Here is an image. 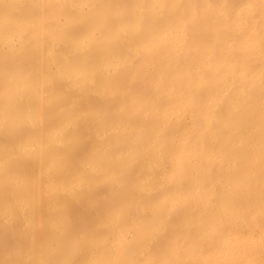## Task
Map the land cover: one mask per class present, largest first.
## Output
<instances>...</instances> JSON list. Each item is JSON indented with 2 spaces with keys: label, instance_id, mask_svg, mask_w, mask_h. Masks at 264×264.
<instances>
[{
  "label": "bare ground",
  "instance_id": "1",
  "mask_svg": "<svg viewBox=\"0 0 264 264\" xmlns=\"http://www.w3.org/2000/svg\"><path fill=\"white\" fill-rule=\"evenodd\" d=\"M30 2L0 0V57L9 41L15 43L25 35L31 46L41 51L51 39L46 14L41 12L33 17L23 7ZM255 3L256 9L243 10L242 22L238 24L226 22L219 18V13L204 9H156L154 29L136 36L139 46L148 50L144 73L153 96L138 99L134 104L130 102V106L136 113V122L147 128L154 142L144 160L148 171L141 180L146 199L132 208L152 218L176 216L178 209L182 212L184 223L176 228L175 255H155L147 242L149 226L118 215L105 221V231L114 240L112 245L97 240L84 249L61 247L64 224L55 207L50 210L47 206V184L38 193L45 203L35 220L49 231L32 250L10 252L5 246V232L17 231L21 226L10 224L9 214L17 211L32 217L35 201L18 189L13 195L15 208L9 207L3 188L6 146L0 137V264L12 259H79L107 264L158 258L182 259L192 264H261L264 260L261 205L264 20L259 14V0ZM229 14L230 10L224 13ZM186 17H195V22H189ZM56 23L58 28L63 27L59 18ZM69 47L66 41L57 39L55 52L50 51L49 58L53 62L62 61ZM119 55L113 53V59ZM90 78L91 70L84 69L75 73L69 83L73 87H87ZM34 87L36 83L32 80L11 79L0 72V102L6 94L23 96ZM108 131L120 136L112 129ZM42 148L41 137L32 144L31 157L14 163L21 168H34L36 155ZM120 167L116 165L117 169ZM153 169H171V172L161 182L150 174ZM179 182L190 185L191 191L173 194L166 201L152 199L153 194L162 190V183ZM62 189L60 185L53 190ZM70 210L76 215L90 213L89 206L82 202H72ZM192 226L201 239L184 250ZM133 246L136 251L129 252Z\"/></svg>",
  "mask_w": 264,
  "mask_h": 264
},
{
  "label": "snow or ice",
  "instance_id": "2",
  "mask_svg": "<svg viewBox=\"0 0 264 264\" xmlns=\"http://www.w3.org/2000/svg\"><path fill=\"white\" fill-rule=\"evenodd\" d=\"M33 17L45 13L51 39L44 50L33 48L27 35L15 43L9 41L0 57V72L11 79L32 80L36 87L28 94H6L0 102V137L6 146V174L3 188L10 208H15L13 195L23 189L35 201L32 217L14 211L9 223L19 224L17 231L5 232V246L10 252L32 250L38 246L47 229L36 224L35 215L45 201L38 196L45 184L49 189L47 206L56 209L64 224L63 248H87L97 240L112 245L114 240L105 231L110 217L147 224V242L157 256L175 255L176 228L184 223L180 210L176 216L152 218L133 211L132 206L146 199L141 180L147 173L146 154L152 149L154 138L145 126L135 120L130 106L138 99H151L153 90L145 76L148 50L142 49L136 36L150 33L157 23L154 10L204 9L219 13L221 19L232 24L242 22L244 9L257 8L255 0H31L23 5ZM259 14L264 20V0H259ZM87 9L88 12H82ZM230 10L229 15H224ZM63 23L58 28L57 19ZM195 22V17L187 18ZM57 39L70 47L64 59L53 62L49 52H55ZM264 45V29H262ZM119 57L113 59V53ZM91 70L87 87H73L70 79L77 72ZM235 99V96L233 97ZM264 140V87L261 96ZM109 129L120 136L109 133ZM43 138L42 151L36 155L34 168H21L14 161L33 155L32 144ZM120 164L119 169L116 165ZM261 167L264 169V155ZM37 169L39 171H37ZM47 169V175L44 170ZM171 169L152 170L163 181ZM63 186L62 190L53 189ZM191 191L183 182L162 183V190L152 199L166 201L169 196ZM72 202L86 203L88 215H76L70 210ZM264 211V178L261 187ZM200 233L194 226L184 250L199 242ZM119 243V241H116ZM264 244V237H262ZM133 246L129 252H135ZM264 254V253H262ZM2 264H99L79 259L5 260ZM107 264H192L172 258L155 260L109 261ZM264 264V260L261 261Z\"/></svg>",
  "mask_w": 264,
  "mask_h": 264
}]
</instances>
